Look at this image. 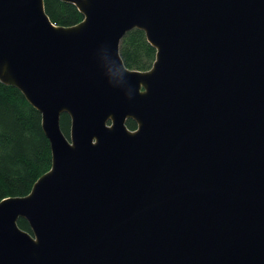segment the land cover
Here are the masks:
<instances>
[{
  "label": "water",
  "instance_id": "95a60500",
  "mask_svg": "<svg viewBox=\"0 0 264 264\" xmlns=\"http://www.w3.org/2000/svg\"><path fill=\"white\" fill-rule=\"evenodd\" d=\"M62 1L80 22L0 0V81L51 150L0 200V264H264V0ZM133 28L145 71L119 55Z\"/></svg>",
  "mask_w": 264,
  "mask_h": 264
},
{
  "label": "trees",
  "instance_id": "16d2710c",
  "mask_svg": "<svg viewBox=\"0 0 264 264\" xmlns=\"http://www.w3.org/2000/svg\"><path fill=\"white\" fill-rule=\"evenodd\" d=\"M50 21L58 26L80 22L82 13L62 0H43ZM156 49L146 40L143 30L133 28L119 41V55L128 69L145 71L155 60ZM126 127L136 129L133 119ZM60 128L68 137L70 117L60 115ZM51 167V150L41 125V114L14 85L0 81V200L28 194L38 177ZM18 226L31 232L24 218Z\"/></svg>",
  "mask_w": 264,
  "mask_h": 264
}]
</instances>
